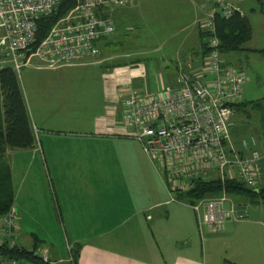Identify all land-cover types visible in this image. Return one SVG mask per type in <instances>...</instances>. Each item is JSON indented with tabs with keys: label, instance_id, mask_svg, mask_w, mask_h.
<instances>
[{
	"label": "crops",
	"instance_id": "1",
	"mask_svg": "<svg viewBox=\"0 0 264 264\" xmlns=\"http://www.w3.org/2000/svg\"><path fill=\"white\" fill-rule=\"evenodd\" d=\"M205 14L195 0H137L113 11L116 29L99 42L98 57L64 66H84L96 74L104 101L90 120H75L79 129L70 130L74 132H55V121L31 108L33 126L40 131L37 145L6 154L19 217L16 240L22 237L26 243L17 242L20 247L33 248L35 235L55 260L67 259V246L80 245L78 264H207L202 256L206 244L211 252L220 247L233 264H261L262 204L237 198L247 202L246 212L251 208L249 219L227 222L200 243L194 211L172 201L141 145L123 130V88L155 94L176 86L180 67L201 65L203 37L197 21ZM36 68L61 69L42 62ZM240 112L246 113L237 112L235 119ZM235 122L233 139L239 128ZM259 186L264 187V175ZM53 227L66 236V248L40 236Z\"/></svg>",
	"mask_w": 264,
	"mask_h": 264
},
{
	"label": "built area",
	"instance_id": "2",
	"mask_svg": "<svg viewBox=\"0 0 264 264\" xmlns=\"http://www.w3.org/2000/svg\"><path fill=\"white\" fill-rule=\"evenodd\" d=\"M62 0H0V71L12 68L17 75L38 59L49 69L83 63L100 54L99 42L114 34L113 11L129 8L137 0H75V6L51 28L36 48L37 23L52 14ZM206 10L197 21L206 35L209 50L201 65L191 70L180 67L176 86H164L155 94L123 88L122 118L127 137L136 140L169 187L172 201L189 206L195 213L198 234L205 242L222 231L230 221L245 218L223 187L219 194L190 203L178 200L180 190H189L193 179L217 180L224 186L239 180L257 188L264 175V153L254 138L238 146L233 139L235 106L242 102L247 76L226 66L220 52L216 18L230 19L243 12L231 0H195ZM37 129H35V132ZM175 194V195H174ZM18 212L12 208L0 218L2 243L16 245L13 228ZM71 246L67 259H50L47 250L36 255L44 262H72ZM0 264H27L6 260Z\"/></svg>",
	"mask_w": 264,
	"mask_h": 264
},
{
	"label": "rangeland",
	"instance_id": "3",
	"mask_svg": "<svg viewBox=\"0 0 264 264\" xmlns=\"http://www.w3.org/2000/svg\"><path fill=\"white\" fill-rule=\"evenodd\" d=\"M232 2L240 8L252 27V38L243 46L244 50L225 57L231 66L241 70L247 76L244 85V101L248 102L246 106L248 109L246 113L240 112L242 114L240 118L235 119L239 128L237 134H234V142L238 146L242 141H250L254 138L257 142V150L264 152V56L253 51L264 48V14L260 12L261 5L257 0H232ZM31 62L21 70L18 78L29 112L41 111L46 117L52 118L55 121L52 124V130L74 132L70 130L79 129L76 127V119L90 120L91 116L100 109L104 94L95 80L96 74L93 75L91 70L81 68L84 66H76L64 67L53 72L37 69L36 66L41 64L37 59ZM39 135L40 131L37 130L38 141ZM44 178L47 188H51L46 175ZM231 197L239 207L247 204L246 201L240 202L236 200L237 198ZM247 210L248 212H245L240 209L241 213L246 214L245 218L238 222L230 221V225H237L248 220L251 216V208ZM260 221L264 222V218L262 217ZM51 222L52 219H49L48 225H51ZM50 230L49 234L40 236L44 237L47 244L61 241L66 248V236L55 231L54 227ZM198 239L201 243L199 234ZM17 242L24 246L26 244L22 237ZM246 244L247 240L243 245ZM251 248L253 252L258 250L254 240H252ZM66 252L68 257V251ZM202 256L207 264L225 263L224 251L220 247L214 248L211 252L205 244ZM261 264H264V259Z\"/></svg>",
	"mask_w": 264,
	"mask_h": 264
},
{
	"label": "trees",
	"instance_id": "4",
	"mask_svg": "<svg viewBox=\"0 0 264 264\" xmlns=\"http://www.w3.org/2000/svg\"><path fill=\"white\" fill-rule=\"evenodd\" d=\"M257 1L261 5L260 12L264 14V0ZM75 4V0H62L55 12L43 16L38 21L36 43L33 45V49L47 37L54 24L65 16ZM216 27L221 44L220 52L224 58L244 50L243 46L252 38V27L246 16L242 17L236 14L230 19H225L219 14L216 18ZM201 35L203 37L201 50L203 59L208 55L209 50L205 43L206 35L203 33ZM253 51L264 56V48ZM225 63L226 66L233 67L226 58ZM247 103L243 97L242 102L235 106V115L239 111L247 112ZM35 145H37L35 127L18 75L12 68H5L0 71V218L8 214L12 208H15V189L11 165L7 160V150L29 149ZM223 187L226 188L229 195L235 198H245L251 203H260L264 207V187L250 188L236 179L228 181L224 186L217 180L193 179L189 190H180L177 193L178 200L193 203L206 196L219 194ZM16 229L17 226L13 228V232L16 234L17 239ZM33 239L35 242L34 247L28 249L20 247L17 240L16 245L11 246L9 243H2L0 238V256L6 260H17L27 264H53L44 262L35 254L39 249L45 248L41 247L42 242L35 235H33ZM80 251V245L71 248L72 262L68 264H78ZM50 259L54 258L50 256ZM224 264L233 263L225 260Z\"/></svg>",
	"mask_w": 264,
	"mask_h": 264
}]
</instances>
